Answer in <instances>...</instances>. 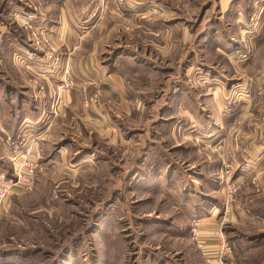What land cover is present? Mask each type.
<instances>
[{
  "label": "rangeland",
  "instance_id": "rangeland-1",
  "mask_svg": "<svg viewBox=\"0 0 264 264\" xmlns=\"http://www.w3.org/2000/svg\"><path fill=\"white\" fill-rule=\"evenodd\" d=\"M28 1L34 7L37 6V0ZM114 1L119 5H124L126 2V0ZM168 1L173 3L177 9L173 16L175 21L182 18L181 10L186 11V4L189 2V12H185L188 17H184L191 24L189 25L190 35L192 34L188 41L189 50L191 49L189 56L182 53L181 42L178 39H175L174 55L166 56V54L153 52L149 47L150 43L153 44V38H151L153 35L146 31L145 25H142L139 38L131 39L129 41L131 45L128 48L134 53L138 51L136 47H141L142 55L139 58L147 60L148 63L151 61L153 64L155 61L158 63V68L155 69L151 64L135 69L134 67L138 65L133 63V59L136 58L130 55L120 57L128 59V64H134L115 67L123 80L127 97L124 98L125 102L119 105L124 108V117L120 118L123 123L122 127L114 119L104 123V126L107 125L108 128L96 125L85 116L81 117L78 113L72 112L71 105L67 101L66 107L54 123L57 126H55V136L48 139L51 146L49 148H55L56 152L47 153L46 159L41 160L43 162H41L35 188L30 192L17 193L12 196L9 206L0 210V264H145L143 257L149 249L154 250L159 262L168 260L173 263L174 260L181 259V253L179 252V256L177 252L181 248L183 251L184 245L180 242L178 245L173 243L179 237L165 230L160 231L154 228L153 232L149 230V227H157L158 223L162 224L161 226L165 229L168 226L165 224L179 222L183 226L186 225L183 233L189 234L190 232L188 228L190 214L177 215L180 207L176 204L179 203L180 206L182 197L174 193L179 191L181 185L175 182L159 184L165 179H160L157 174L166 175L164 174L165 168L168 163H171L178 172L193 179L191 172L196 171L192 169L193 164L204 166L207 170L206 165L211 159L212 162L219 160L226 167L229 161L238 160L239 151L234 148L218 155V152L210 148L211 150L205 153L202 149L197 152L201 140L194 135H186L183 139L180 135L171 136V127L164 123L167 116H160L159 113L164 109L167 99L176 91L185 92L184 94L190 97L203 96L206 92L202 87V78L205 74L203 68L206 66L215 65L219 67L218 71L226 69L224 74L228 76L237 71L235 74L238 76L237 79L243 78L245 74L241 71L244 67L242 65L253 61L258 49L264 51V46L261 43L255 44V39L252 41L245 39L243 41L245 42L244 52L234 53V56L239 58L238 60L234 59L233 54H230L229 60L216 55L213 51L209 54H202L198 39L203 36H199L203 27L198 29L199 21L205 20L208 28L214 19L221 16L222 30H226L232 21L234 11L239 10L234 5L242 0H226L222 9L219 6L217 9L210 6L211 2H215V5L219 4L217 0ZM252 4L254 6L249 9L251 10L250 21H248L250 23L247 26L256 28L259 20H262L263 10L258 7L261 4L264 5V0H254ZM4 20L10 21L8 14L6 11L3 13L0 11V22ZM243 21L247 22L245 18ZM126 26L125 30L131 34L135 33L138 28L135 22ZM11 28L16 29L15 26ZM23 28L27 32L26 36L23 35L24 38L33 49L41 51L43 59H46L45 57L64 58L63 55L68 53L63 50L61 41L50 39L48 27L44 29L47 33L43 37L39 36L41 29L36 32L35 28L34 30H26L24 26ZM227 30L231 35L235 34V28ZM35 33L39 37L37 41L33 40L36 37ZM178 35L180 36V33ZM110 45L113 48L118 47L115 41H111ZM86 58H94L95 64L97 63L102 69L106 63L114 59L111 55L107 57L88 55ZM188 61L189 63L186 64ZM261 62L258 76L264 75L261 71L264 66L263 56ZM143 64L141 63L140 66ZM221 66L224 68H220ZM44 67L47 69L46 64ZM187 68L190 69L185 76L184 70ZM69 71L74 80L71 66ZM111 75L112 73L109 74L104 70L99 80H104L106 83V80L112 77ZM228 76L226 78H229ZM8 77L5 69L0 67V79L5 81L9 79ZM52 82L53 86H56V81ZM98 82L96 87H93L96 90L93 97L84 101V108H89L91 105L100 107L104 104L102 103L103 86L100 85V81ZM75 86L74 80L71 93ZM246 90L247 96H251L249 84ZM45 91L46 88L41 85L39 93L42 94ZM53 93L54 90L52 95ZM241 94V91H238L229 101L235 104ZM113 100L116 101L114 97L108 95L105 105L114 106L116 104L118 107L117 102ZM157 102H160L158 108H154L153 111L152 107ZM179 124L180 122L177 121L174 124L172 121L169 122V125L173 126L174 131L177 130V132L181 128ZM154 143L157 147L153 146ZM177 143L181 146L173 150ZM58 151H61V156L58 155ZM92 153L97 156L83 161L88 156H94L91 155ZM214 154L216 159L212 157ZM52 160L55 162L51 163ZM77 163H79L78 166ZM223 171L221 170V173ZM226 180L231 181L232 176L227 177ZM148 181H154L155 184L151 187L146 183ZM227 181L225 183H228ZM142 183L145 184L142 185ZM208 184L205 181L202 187L207 190L211 187ZM221 188L225 191L226 184H222ZM219 195L223 196L222 193ZM233 203L242 206L251 214H260L264 210V171L259 177L255 175L249 183L239 187ZM255 227L257 225L244 228L231 223L225 226L224 234L233 250L232 260H229L227 264H264V244L251 250L245 249L244 242L240 244L244 249L239 246L240 238L244 240L246 235H260L261 230ZM187 240L189 241L183 238L182 243ZM192 250H194L193 244L189 250L190 254L183 257V264L201 261V255Z\"/></svg>",
  "mask_w": 264,
  "mask_h": 264
},
{
  "label": "crops",
  "instance_id": "crops-1",
  "mask_svg": "<svg viewBox=\"0 0 264 264\" xmlns=\"http://www.w3.org/2000/svg\"><path fill=\"white\" fill-rule=\"evenodd\" d=\"M225 1L217 0L219 4L215 5V2H211L210 6L216 9L219 6L222 9ZM243 1L245 0L234 5L239 10L234 11L232 21L227 26L229 27L227 29L232 30L235 28V34L233 35L227 29L222 30L221 16L214 19L208 28L205 20L199 21L198 29L200 30L203 27L199 35L203 36L198 39L202 54H209L213 51L216 55L229 60L230 54L234 56L235 52L236 54L244 52L245 42L243 41L245 39H248V41L255 39V44L259 45L261 43L264 46L262 44L264 42H261L264 41V5L261 4L258 7L263 9L262 20H259L256 28H251L247 25L250 23L248 22L250 21L251 11L249 9L254 6L252 4L254 0H250L251 2L246 0L247 3ZM188 3L186 4V11L181 8L183 10H181L182 18L175 21L173 16L177 9L168 0H126L124 5H119L118 2L115 4L114 0H37L36 7L28 0L0 1L1 13L6 11L10 20L9 22L5 20L0 22V26H2L0 28V67L4 68L7 75H9V79L5 81L0 79V175L6 178L13 175L12 156L23 150L25 142L31 144L34 143L33 139L38 138V149L41 151L43 160L46 159L47 153L56 152L55 148H49L48 139L55 136L57 126L53 124L47 128V124L42 123L44 116L50 109L51 96L54 90L53 82L40 71V65L42 66L44 62L43 54L28 44L24 38L27 32L24 31V28L22 29L23 26L26 30L35 28L37 31L48 27L50 39L61 41L63 50L68 52L63 55V59L68 64L69 69L71 66L76 86L73 92H70L65 98L71 105L72 112L78 113L81 117L85 116L86 119L96 125L104 126L105 122L114 119L122 127L123 123H121L120 118L124 117V108L119 105L124 103V98L127 97L123 80L115 67L129 66L136 63L138 67L135 66V69H141L151 64L155 69L158 68V63L155 61L153 64L151 61L148 63L147 60L139 58L142 55L141 47H136L139 52L134 51V53L128 48L131 45L129 43L131 39L137 40L139 38L142 25H145L146 31L153 35L151 37L153 38V44L150 43L149 45L153 52L166 54V56L174 55L176 49L175 39H178L181 42L182 53L189 56L191 49L189 50L188 41L192 37L189 25L191 24L184 18L188 17V14L185 13L189 12ZM144 15H148V17L143 18ZM244 18L248 23L243 21ZM131 22H135L138 26L137 31L133 34L125 30L126 25ZM11 24L15 26V30L11 28ZM111 41H115L118 47H111ZM184 50L187 54L184 53ZM88 55L90 57H107L111 55L114 59L112 62L106 63L105 68L102 69L97 63L95 64L94 58H86ZM123 55L136 58L133 59L134 64H128V59H121L120 57ZM255 56L253 61L242 65L244 67L241 71L245 75H242L243 78L239 79L235 75L237 71L228 76L224 74L227 71L226 69L218 71L217 68L219 67L215 65L204 67L205 74L202 78V87L206 93L196 98L187 96L184 94L185 92L179 93L176 91L167 99L164 103V109L159 113L160 116H167L164 123L171 127V136L180 135L183 139L186 138V135H194V137L201 140L202 145H199L197 152L202 149L205 153L212 148L220 155L222 152L237 148L239 151L238 162L236 160L229 161L227 165L231 167V181L235 183L238 191L240 186L249 183L255 175L259 177L264 171V75H257L260 72L261 57H264V51L258 49ZM235 58L239 59L237 56H234ZM230 60L232 61V59ZM141 63L144 64L140 66ZM188 63L189 61L186 64ZM229 63L231 62L229 61ZM183 67L186 66L183 64ZM220 68H224V66ZM188 69L190 68L184 70L185 76L189 72ZM104 70L109 74L112 73V77L107 79L106 83L104 80H99ZM261 71L264 72V66ZM13 76L15 77L14 80ZM226 76L229 78H226ZM98 81L103 86L102 103L104 104L100 107L91 105L89 108H84V101L91 96L93 97L96 91L93 87H96ZM39 82L46 88L45 93H39L41 87ZM248 84L251 96H247L246 88H248ZM238 91H241L242 94L236 99V103L232 104L229 99L233 98ZM186 93L188 94V91ZM108 95L116 99V101H113L117 102L118 107L116 104L114 106L105 105ZM159 103H155V106L152 107L153 111L154 108H158ZM161 103L163 104V102ZM171 121L172 124L175 121L180 122L179 126L181 128L178 129V132L177 130L174 131L173 126L169 125ZM104 127H107V125ZM44 129L48 131L44 132ZM155 144L153 146L157 147V144ZM180 146L181 144L177 143L176 146L174 145L173 150ZM58 155L61 156V151H58ZM91 155L94 156H88L83 161L95 157L96 154L92 153ZM212 157L217 158L215 154ZM210 160L206 165L207 170L204 166L193 164L192 169L196 170L191 172L193 179L178 172L171 163H168L165 168L166 171L164 170L166 175H163V173L157 174L160 179H165L159 184L175 182L181 185L179 191L174 193V195L179 194V197H182L180 206L179 203L176 204L180 207V212L177 215H180V213L190 214L188 216L190 219L188 228L190 229L194 221H200L202 223L201 229L207 235L220 229L224 231L228 223L244 228L257 225L258 229L261 230L260 235H246V238L244 240L240 238V243H238L242 247L240 244L244 242L245 249L248 250L262 246L264 244V210L260 214H251L249 211L244 210L242 206L241 208L238 204L231 203L228 212H226L224 203L226 190L224 191L221 188L220 182L221 170L223 171L225 166L219 160L218 162L217 160L214 162ZM53 162L55 160L51 161V163ZM224 162L225 160L223 164ZM76 165L78 166L79 163ZM143 175L146 176V174ZM210 176L212 177L210 178ZM205 181L211 186L207 190L202 187ZM153 182L148 181L146 183L151 186L155 184ZM221 193L223 196L219 195ZM153 225L155 224L153 223ZM161 225L158 223L157 227H149V230L152 232L153 228L160 231L165 230L179 237L173 242L175 245H178V242L184 245L183 251L182 248L178 252L174 251L178 255L179 252L181 253V256L179 255L181 259H176L175 262L183 264V257L190 254L191 244H193L196 253L201 255L196 244L190 239V232L188 231L189 234L183 233L186 230V225L183 226L179 222L177 224L169 222L165 224L168 225L165 229ZM183 238L184 240L189 239V241L182 243ZM189 242L191 243L189 244ZM104 252L103 254H105ZM145 253L143 257L145 264H178L177 262L170 263L168 260L159 262L154 250L149 249ZM232 255L233 250L227 263L232 260ZM200 260V262L193 264H207L202 255Z\"/></svg>",
  "mask_w": 264,
  "mask_h": 264
},
{
  "label": "built area",
  "instance_id": "built-area-1",
  "mask_svg": "<svg viewBox=\"0 0 264 264\" xmlns=\"http://www.w3.org/2000/svg\"><path fill=\"white\" fill-rule=\"evenodd\" d=\"M45 28H42L39 33L40 37L45 35ZM31 30H34L31 28ZM37 32V30H36ZM34 41L39 40L37 33ZM42 35V36H41ZM33 43V42H31ZM242 57V56H241ZM43 65H40V71L46 75L50 80L56 81L54 86V93L52 95L50 109L44 116L42 123L47 124V128L55 123L61 115L63 109L67 105L65 96H67L74 88V80L70 74L69 66L65 63L62 57H45ZM244 59V57H242ZM47 69H44V65ZM57 78V80H55ZM44 129V132H47ZM38 138L33 139L34 143L25 142L23 150L15 153L12 156L13 175L6 178L0 175V210L6 209L9 206V201L12 196L17 193L30 192L35 188L36 181L41 169L42 154L38 149ZM231 167L226 165L225 171L221 174V185L226 184V198H225V211L228 212L229 205L234 202L237 196L238 188L232 181H227L226 178L230 177ZM227 181L228 183H225ZM201 222L194 221L190 228V237L196 244L202 257L207 264H227L231 256L232 249L224 234L223 230H216L210 234H204L201 229Z\"/></svg>",
  "mask_w": 264,
  "mask_h": 264
}]
</instances>
